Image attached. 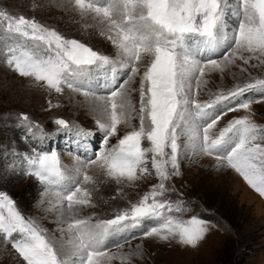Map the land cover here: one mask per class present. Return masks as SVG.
<instances>
[{"label": "snow or ice", "instance_id": "snow-or-ice-1", "mask_svg": "<svg viewBox=\"0 0 264 264\" xmlns=\"http://www.w3.org/2000/svg\"><path fill=\"white\" fill-rule=\"evenodd\" d=\"M74 4L82 12L95 15L103 34L126 57L127 74L103 98L105 122L99 123L103 139L99 151L79 162V179L65 197L69 214L74 207L91 206L90 193L81 186V181L93 180L88 174L90 167L101 169L116 181H135L138 170L149 172L146 153L151 152L152 167L162 181L167 180L166 165L170 163L173 170L179 168L178 139L185 127L202 153L215 155L221 165L235 170L264 196V128L258 129L247 116L227 119L239 109L264 103V78L249 74L245 82L235 83L208 102L195 98L206 71L224 73L237 58L246 66L255 59L257 63L250 65L253 69L264 67V0H74ZM0 18L6 20L9 32L30 38L38 48L43 44L39 55L8 47L7 64L22 77H34L56 93H62L65 87L73 89L77 78L91 67L115 63L35 19L2 13ZM241 71L246 72L247 67ZM137 79L139 87L133 89L131 84ZM132 91L139 93L140 127L121 134L118 126L128 120ZM218 107L222 110L210 121L201 122ZM23 118L28 119L27 115ZM145 119L150 120L147 131ZM55 123L67 127L63 119ZM229 134L238 139L229 151L221 153L218 148ZM109 138H116L117 143L108 147ZM143 140L149 141L151 148H142ZM34 175L48 184L63 179L55 151L40 157ZM164 192L163 183L153 186L139 202L112 219L95 224L89 219H73L67 227L74 233L78 264H107L111 257L105 251V238L130 228H140L143 236L166 241L178 237L182 244L196 246L209 225L195 216L188 221L175 220L168 214L172 205L162 199ZM0 210H6V214L0 211V231L8 237L13 233L25 237L12 246L26 264H63L53 242L34 222L25 219L6 192H0ZM146 221L155 226L145 227Z\"/></svg>", "mask_w": 264, "mask_h": 264}, {"label": "rangeland", "instance_id": "rangeland-1", "mask_svg": "<svg viewBox=\"0 0 264 264\" xmlns=\"http://www.w3.org/2000/svg\"><path fill=\"white\" fill-rule=\"evenodd\" d=\"M0 13L35 19L115 62L91 67L86 72L89 80H84L81 75L73 89L65 87L62 93H56L34 77H22L7 64L5 53L8 47L39 55L43 44L41 42L38 48L30 38L9 32L6 20L0 18V192L8 193L25 219L34 222L41 234L53 242L63 264H78V257L74 254V233L67 227L73 219H89L93 224L112 219L116 213L139 202L160 183L165 187L162 199L172 205L168 214L177 221H188L194 216L205 220L209 228L204 238L196 246H191L182 244L178 237L166 241L160 237L143 236L140 228H130L105 238V251L111 257L107 264H264V196L235 170L229 167L227 170L215 169L218 164L222 165L215 155L200 151L187 127L179 133V168L173 170L170 163L166 165L167 180L162 181L156 174L151 165V152L146 153L149 172L138 170L135 181H116L108 178L101 169L90 167L88 174L93 180L81 181V186L88 189L91 206H77L69 214L65 200L67 191L79 179V162L99 151L103 139L99 123L105 122L100 106L108 92L114 86L118 87L126 76V57L103 34L95 15L82 12L74 0H0ZM256 63L253 59L246 66L237 58L224 73L206 71L195 98L202 103L208 102L235 83L245 82L249 74L253 78H264V67L253 69L250 66ZM245 67L247 71L242 72ZM131 87L138 88L139 79ZM128 103V120L118 126L121 134L140 127L137 91L131 92ZM221 110L218 107V111L202 117L201 122L210 121ZM25 115L27 120L23 118ZM245 116L258 129L264 128V103L239 109L230 113L227 119ZM59 119L65 120L67 127L56 124ZM149 126L150 120L145 119L146 131ZM86 130L94 133L87 143L89 157L86 152H78L80 147L85 150L84 145L79 144L78 136ZM237 139L235 134H229L218 151L226 153ZM116 143V138H109L108 147ZM141 146L149 149L151 143L143 140ZM51 151L57 153L63 179L53 184L39 182L34 175L39 168V159L45 154L50 156ZM186 157H194L196 161L189 163ZM0 211L6 214V210ZM144 226L155 224L146 221ZM133 234L134 238H122ZM24 238L20 233L8 237L0 231V264H26L12 246Z\"/></svg>", "mask_w": 264, "mask_h": 264}, {"label": "bare ground", "instance_id": "bare-ground-1", "mask_svg": "<svg viewBox=\"0 0 264 264\" xmlns=\"http://www.w3.org/2000/svg\"><path fill=\"white\" fill-rule=\"evenodd\" d=\"M88 76H89V75L85 72L84 74H82L81 77H82L84 80H89V79H88ZM81 77H80V78H81ZM102 77H103V76H102ZM84 88H85V87H84ZM92 104H93V103H92ZM99 106H100V105H99ZM94 107H95V106H94ZM100 109H102V106H100ZM190 155H191V154H190ZM184 158H185V157H184ZM186 159H187V162H189V163H192V162H195V161H196V158H194V157H186ZM217 168H220V169H222V170H223V169H224V170H227V169H228V168L226 169V167L223 166V165L220 166L219 164L216 166L215 169H217ZM218 172H219V171H218ZM74 209H76V208L74 207V208H73V211H74ZM73 214H74V213H73ZM111 236L114 237L113 234H111ZM111 236H110V237H111Z\"/></svg>", "mask_w": 264, "mask_h": 264}]
</instances>
